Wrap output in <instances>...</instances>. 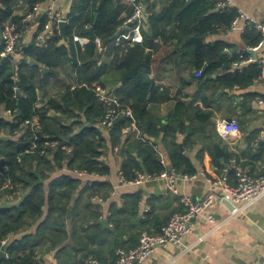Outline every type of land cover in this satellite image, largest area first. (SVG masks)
Instances as JSON below:
<instances>
[{"label": "trees", "instance_id": "trees-1", "mask_svg": "<svg viewBox=\"0 0 264 264\" xmlns=\"http://www.w3.org/2000/svg\"><path fill=\"white\" fill-rule=\"evenodd\" d=\"M22 1H27L28 11H32L44 0H2L0 33L6 22L12 21L24 35V28L27 26L24 21L25 16H14L15 7ZM164 1L168 0H155V4L165 3ZM170 2L162 13L154 12L149 17L150 34L143 31L145 41L142 44H132L126 40L117 44V39L129 32L125 24L134 12V8L126 0H79L78 7H74L71 13L73 18L67 27L65 39L62 34L54 32V36L44 47H39L35 41L30 47L23 49L21 60L16 57L1 58L0 56V161H5L4 172L0 171L2 177L0 183L3 184L5 180L10 179L14 186L13 190H6L2 195L14 198L19 194L24 196L19 204L0 205V245L12 235V239L7 244L8 256L0 260V264H43L41 256L45 249L51 252L69 238L66 224L68 217L76 221L73 222L72 228H74L73 239L77 251L72 246L62 247L58 251L61 264L67 261L66 257H62L64 253L74 256L79 252H86L82 258L87 259L88 256L94 255L102 260L101 254L108 250L113 254L116 263L115 250L121 249L122 236L119 238L114 236L118 234L124 222L130 224L132 220L138 221L142 200L140 194L127 195L123 206L113 210L114 214L107 221H110L116 229L114 233L103 229L99 224L101 207L95 204L93 199L108 200L114 189L113 184L108 180L111 168L104 162L108 144L113 151L121 153L123 158L121 174L129 183L134 182L138 174L155 175L165 171L166 168L161 163L157 151L158 140L165 144L174 171L190 175L197 172L188 158L181 153V145L176 135L178 128L176 129V125L172 124L176 119H170L171 127L163 132V120L149 110V99L156 88L153 82L141 80L143 74H149L153 70V52L148 51L150 39L160 41L164 45H175L177 48L173 55L177 56L174 59L176 63L180 59L186 62V56H190L191 59L186 63L197 72L204 70L200 80L217 75L214 81L221 90H248L260 80L263 65L258 61L235 69L234 65L240 62L239 55L231 57L225 55L227 45L224 43L206 44L197 54L184 52L186 47L192 46L190 39L193 37L205 40L209 34L228 31L237 17L235 9L221 8L223 0L219 2L218 0H170ZM215 9L216 11L212 13ZM77 12L81 14L76 15ZM48 20L46 15L39 17L38 34L46 31ZM75 36L88 39L89 43L85 48L79 45L76 47ZM242 38L247 50L241 54L246 60L251 57L248 49L256 47L261 36L254 30H248ZM96 39L101 40L103 48L113 50L114 62L123 72V86L134 85L136 90L135 99L131 103L119 94H115L123 109L133 111L135 121L124 116L118 117L112 127L106 128L108 138L99 127L107 114V108L95 96L92 85L80 84L74 90L67 88L62 102L52 98L43 100L46 101L44 107L37 109L36 104L41 101L39 90L48 82L41 80L36 84L23 74V70L31 66L26 59H34L49 68L58 66L63 59H68L77 69L84 68L94 75L100 68L98 63L103 54L95 43ZM69 44L71 46L68 49L66 46ZM155 48L156 43L152 49ZM2 50L3 46H0V53ZM14 87L19 89L17 97ZM256 97L257 95L252 93H247L243 97L245 111H249L250 101ZM86 107L84 115L89 127H85L81 122L65 126L62 118L64 121L71 119L75 117L74 111L82 112ZM178 107L183 108V116L190 121H194L197 117H203L206 121L212 115L204 113L192 117L185 109L182 100L178 101ZM52 110L58 112L61 117L51 116ZM9 111L12 112L10 118L7 114ZM227 111L231 118L236 114V110L230 107ZM37 117L43 125L39 144L50 145L46 146L48 149L44 156L41 155L40 148L30 154L18 150L20 141L16 139V133L21 130L24 137L32 136L29 128L22 127L26 121ZM133 123L146 142L132 130ZM76 127L81 130L77 132ZM196 134H198L196 130L192 131L187 140ZM53 143H56L55 147H51ZM64 167L73 173L84 171L87 175L107 179L93 182L91 185L85 183L82 188L84 183L80 178L71 175L54 177L56 171ZM73 198L76 200L75 205H71ZM150 205L154 210L153 204ZM153 210L146 215L147 218L154 217ZM157 221L158 217L152 223ZM133 227L132 225L130 228ZM81 232L86 235L81 236ZM111 234H113L112 243L108 242ZM91 244L98 247L93 249L89 247ZM111 245L112 248H109Z\"/></svg>", "mask_w": 264, "mask_h": 264}, {"label": "crops", "instance_id": "crops-1", "mask_svg": "<svg viewBox=\"0 0 264 264\" xmlns=\"http://www.w3.org/2000/svg\"><path fill=\"white\" fill-rule=\"evenodd\" d=\"M78 1L57 0L53 2L52 0H44L40 4L41 15H47L48 12L54 9L62 15L68 27L73 18L71 13L74 7H78ZM143 2L150 13L149 17L154 12L158 14L162 13L167 4L171 3L170 0L164 1L165 3H158L157 5L155 4V0H143ZM233 3L236 11L242 10L251 15L255 20L264 23V0H233ZM28 9V2L22 1L15 7L14 16L23 17L28 13ZM215 11L216 9L212 10V13ZM78 14H81V12L76 13V15ZM148 19L145 21L143 31L149 35ZM38 21L39 17L36 18L35 22H26L27 26L24 28V35L20 42L22 51L34 44L35 41L39 47H44L46 42L54 36L53 30L50 29H46L45 32L38 34ZM126 28H128L129 32L123 35H132V29L128 26ZM242 35V33L237 31H219L209 34L203 41L204 45L214 43L226 44L225 55L231 57L246 50L247 46ZM155 43L156 48L154 50L148 49V51L153 52V70L149 74H143L141 80L142 82H153L156 88V91L149 99V110L153 115L163 120V127H165V130H162L163 132L167 131L169 126L171 127L169 120L176 119V122L172 124L176 125V129L178 128L176 135L177 141L181 145V153L188 158L197 171L196 173L204 170L207 174V178L200 175L197 180L186 181L179 179L177 185L181 196L201 199L213 192L215 189L211 188L207 179H218L219 177L223 179L222 168L232 156L236 155L232 150L233 148L238 151V154L242 158L241 166L248 170L251 176L258 177L264 175V139L262 136L264 107L258 104L259 100L264 97V82L256 83L248 90H221L214 81L217 75L203 80L199 79L204 70L201 72L193 70L186 63L191 59L190 56H186V62L181 59L178 63L174 62V59L177 57L173 55L174 50L177 48L175 45H164L160 41H154ZM77 45L79 44L77 43L75 46L77 47ZM190 45L192 46L186 47L184 52L187 54H190V52L197 54L195 52V45L192 43ZM70 46L69 44L66 47L69 49ZM101 52L103 54L98 63L100 68L94 75L84 68L77 69L68 59H63L58 66L53 68H49L45 64H42V68L30 66V68L23 70V74L32 79L36 84L41 80H47L48 84L39 90L41 100H50L52 98L62 102L67 88L73 90V88H76L80 84H87L93 87L103 85L102 87L109 89L113 94L117 93L125 100L127 99L129 103L133 102L136 93L135 87L134 85H130L129 87L123 86V72L118 68L117 63L114 62L113 50L102 47ZM257 57H264V50L258 53ZM16 58L21 60L23 54L17 55ZM44 68L48 70L45 73L42 72ZM98 72L99 74L97 75ZM247 93L257 95L256 98L250 101L251 105L248 112L243 107V97ZM179 100H182V103L185 104V109L188 110L192 117H195L197 114L204 115V113H211L210 119L205 121L203 117H197L194 121L188 120L182 114L183 108L179 109L178 107ZM228 107L236 110L234 117L239 119L242 133L226 142L219 136L217 122L222 119L231 118L227 114ZM86 109L87 107L82 112L74 111L75 117L71 119L64 121V118H62L65 126L81 122L85 127H89V123L85 120L84 115ZM58 115L61 117L58 112L52 110L51 116L57 117ZM99 127H101V130L104 131L105 136L108 138L106 128L102 127L101 124H99ZM80 130L81 128L76 127L77 132ZM195 130L198 134L187 140L189 133ZM256 142L258 145L254 146ZM215 143L221 145L225 151V156L222 158H216L215 156ZM53 144L56 145V143ZM157 144L159 152L166 161V167L169 171L173 170L165 144L161 140H158ZM122 160L121 153L113 151L111 145L108 144L104 162L111 168V175L108 180L111 181L114 189L108 200L94 198L93 201L101 207L105 215L109 214L112 216L115 208L120 209L123 206L125 196L133 194L141 195L142 201L140 203L138 221L132 220L130 224L124 222L120 227V231L118 230V234L114 236L115 238L122 236L121 248L133 249L139 244L143 233H161L162 229L169 222V219L174 214L183 213L184 208L180 202V198L172 194H165L167 191L166 180L152 181L144 185L123 183L120 176ZM63 175L80 178L66 167L56 171L54 177L57 178ZM80 179L83 180V188L85 183L91 185L93 182L102 179L106 180L107 178L89 175L86 178ZM227 182L232 184L233 176H230ZM23 199L24 196L22 194L11 199L7 197L1 206L19 204ZM151 203L154 206V210L152 209L154 217L149 219L143 211L145 205H150ZM75 204L76 200L73 198L71 205ZM232 207L234 212L230 211ZM210 215L214 216L215 222H210L206 219ZM156 217H158V221L152 223ZM73 222L75 223L76 221L72 220L71 217L67 218L66 224L69 238L51 252H47L45 249V252L41 256L43 264H61V257L58 251L64 246H72L77 251L73 239ZM110 225L111 229L108 230L114 233L116 229L113 224L110 223ZM132 225L134 227L131 229ZM194 226V233L184 239L182 246L159 248L143 264H264V196L241 209L225 198L221 189H217L215 203L194 221ZM85 235L84 232H81V236ZM112 237L113 234L109 236L108 242L112 243ZM89 247L96 249L98 246L91 244ZM109 248H112V245ZM105 249L107 248L105 247ZM85 253L79 252L74 256L67 253L62 254V257H66L67 259L64 264H84L86 259L82 258V256ZM101 256L102 260L99 258L101 262L115 264L113 254L109 250L104 251Z\"/></svg>", "mask_w": 264, "mask_h": 264}, {"label": "built area", "instance_id": "built-area-1", "mask_svg": "<svg viewBox=\"0 0 264 264\" xmlns=\"http://www.w3.org/2000/svg\"><path fill=\"white\" fill-rule=\"evenodd\" d=\"M56 2L57 0H52ZM126 2L134 8V12L131 17L128 18L125 26H131L132 35L125 36L121 35L119 39H117V44L120 41L126 40L130 41L132 44H142L145 41V37L143 35V29L145 25V21L150 16V13L147 9V6L143 2V0H126ZM221 8L235 9L233 0H223L220 5ZM236 10V9H235ZM41 15V6H36L32 11H28L25 15V22L36 21L37 17ZM49 20L46 25V29L53 30V32L62 34V30L60 27L61 22L64 21L62 15L52 9L46 15ZM248 30H254L260 34L261 40L259 44L254 47L248 49L249 51H253L255 53V57H250L249 59H244V56L239 53L240 62L234 65L235 69H240L245 65L258 62L263 65V72L259 82H264V57L258 58L257 54L264 50V23H261L255 20L248 13L240 10L237 11V17L232 22L228 31H237L244 34ZM23 38V34L19 31V28L16 23L12 21H7L4 25L1 33H0V46H3V50L0 53L1 58L8 57H16L22 53V48L20 47L21 39ZM75 42L78 43L81 47H85L88 39L82 37H76ZM95 43L99 50L102 49V42L100 39H96ZM247 50V49H246ZM30 60V59H29ZM75 88H73L74 90ZM14 92L16 93V97L19 93V89L14 87ZM93 92L95 96L103 104L105 108H107V114L104 117L101 125L104 128H110L113 126L115 120L124 116L128 119H132L135 121L133 111L131 109H123L119 98L113 94L109 89L104 88L102 86H96L93 88ZM46 101H39L36 104L37 109H41L44 107ZM258 104L264 107V98L260 99ZM11 111L7 112L9 117H11ZM231 121L227 119H222L217 122V131L221 139L226 142L237 135L242 133V127L238 118L233 117ZM27 127L31 130L32 136L30 138L24 137L22 130L16 133L17 141L20 143H29V146L23 151L25 154H30L35 152L38 148L41 150V155H46V150L48 149L46 146H50L46 144L45 146H41L39 144V140L41 139L40 133L43 131V125L40 122L39 117L34 120L26 121L22 128ZM132 130L135 131L140 139L146 142L144 138L140 136V132L136 127L135 123L132 125ZM263 139H264V126H263ZM256 142L254 146H257ZM53 144L51 147H55ZM233 152L236 155L232 156L225 166L222 168L223 179L219 177L218 179L210 178L207 179L208 184L211 185V188L215 189L213 192L209 193L206 197L201 199H195L192 197L181 196V192L178 188L179 179H183L186 181L197 180L200 175L207 178V174L204 170H201L198 173L193 175L190 174H178L174 170H168L166 167V161L159 152L157 151L161 158V163L165 166V171L161 174L149 175V174H138L137 179L134 184L144 185L146 183L152 181L166 180L167 182V191L166 195L172 194L180 198V202L184 208L183 213L174 214L166 226L162 229V232L159 234H149L143 233L140 238L139 245L134 249H118L116 250V263L115 264H143L145 263L151 255L159 248H169V247H180L183 245L184 239L194 233V221L202 215L206 210H208L214 203L216 199V190L221 189L222 194L225 198H227L233 205L240 207L241 209L246 207L247 205H251L260 197L264 196V175L253 177L250 175L249 171L244 169L241 166L242 158L238 154V151L233 148ZM75 175L80 178H86L87 175L84 171H75ZM121 180L125 184H129L126 179L120 174ZM233 176V183L230 184L227 182V179ZM0 175V180H1ZM1 187V195L0 202H2L3 198H13L9 196L2 195L6 192V190H13L14 186L10 179L4 181L3 184L0 183ZM98 199V198H96ZM103 201V200H100ZM152 212V207L150 205H145L143 213L145 215ZM110 217L109 214L105 215L101 210L100 220L104 221ZM210 222H215V218L213 215H210L206 218ZM12 239V235L2 241L0 245V252L3 251L4 247ZM85 264H103L98 258L90 256L85 260Z\"/></svg>", "mask_w": 264, "mask_h": 264}, {"label": "water", "instance_id": "water-1", "mask_svg": "<svg viewBox=\"0 0 264 264\" xmlns=\"http://www.w3.org/2000/svg\"><path fill=\"white\" fill-rule=\"evenodd\" d=\"M96 17H98V15L96 14ZM60 27H61V30H62V34L63 36L65 37L66 36V31H67V23L65 21L61 22L60 24ZM190 43L194 44L195 45V52L198 53L202 47L204 46V41L202 38H196V37H193L190 39ZM148 44H149V48L150 50L153 48V44H154V40L153 39H150L148 41ZM249 54L251 55V57H255V53L253 51H249ZM26 62L33 66V67H38V68H42V64L39 63L38 61L34 60V59H26ZM48 70L47 69H43L42 72L45 73L47 72ZM228 121H231L232 119L231 118H228L227 119ZM163 131L165 130V127H163L162 129ZM29 146V143H19L18 144V150H25L26 147ZM214 151H215V156L216 158H222L223 156H225V151L224 149L221 147V145H219L218 143H215L214 145ZM4 160H1L0 161V171L4 172ZM143 167V170L144 169V166ZM230 204V203H229ZM231 205V204H230ZM232 208H230V211L231 212H234V210H232ZM99 224L103 227V229H111V225L108 221L104 220V221H100ZM8 249H9V246H5L3 251L0 252V260L2 259H6L7 256H8Z\"/></svg>", "mask_w": 264, "mask_h": 264}, {"label": "rangeland", "instance_id": "rangeland-1", "mask_svg": "<svg viewBox=\"0 0 264 264\" xmlns=\"http://www.w3.org/2000/svg\"><path fill=\"white\" fill-rule=\"evenodd\" d=\"M6 199H7V198H3V199H2V202H0V205H2V203H4V201H6ZM169 220H170V219H169ZM90 256H93V257H94V255H90ZM88 257H89V256H88ZM85 259H86V258H85ZM85 259H84V260H85ZM84 263H85V262H84Z\"/></svg>", "mask_w": 264, "mask_h": 264}]
</instances>
